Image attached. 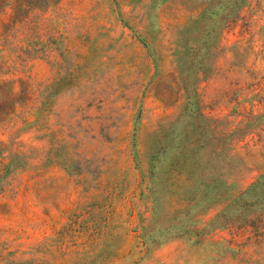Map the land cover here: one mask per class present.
<instances>
[{
    "label": "rangeland",
    "instance_id": "374dc122",
    "mask_svg": "<svg viewBox=\"0 0 264 264\" xmlns=\"http://www.w3.org/2000/svg\"><path fill=\"white\" fill-rule=\"evenodd\" d=\"M0 264H264V0H0Z\"/></svg>",
    "mask_w": 264,
    "mask_h": 264
},
{
    "label": "trees",
    "instance_id": "16d2710c",
    "mask_svg": "<svg viewBox=\"0 0 264 264\" xmlns=\"http://www.w3.org/2000/svg\"><path fill=\"white\" fill-rule=\"evenodd\" d=\"M261 177L263 176V174L260 175ZM208 177V176H207ZM208 180H206L205 178H203V175H196L195 180H196V186H195V192H199L200 194V200L202 201H207L209 200V196H210V191L212 188H214L217 185V181L214 178V176L212 177L209 176V178H207ZM258 181V180H257ZM255 181L253 184H251V187H254L258 182ZM239 197V196H238ZM235 199H237L236 197H232L231 199H229V201H235ZM199 200V199H198ZM197 200V201H198ZM199 200V201H200ZM228 201V202H229ZM227 202V203H228ZM226 203V204H227ZM225 204V205H226Z\"/></svg>",
    "mask_w": 264,
    "mask_h": 264
}]
</instances>
